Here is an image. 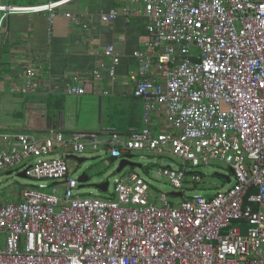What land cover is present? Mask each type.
<instances>
[{
    "label": "built area",
    "instance_id": "built-area-1",
    "mask_svg": "<svg viewBox=\"0 0 264 264\" xmlns=\"http://www.w3.org/2000/svg\"><path fill=\"white\" fill-rule=\"evenodd\" d=\"M69 1L0 10L54 12ZM134 2L150 20L149 52H134L139 68L130 74L134 96L144 101L145 127L127 139L59 127L44 139L0 133V171L22 165L26 178L39 183L20 199L0 196V264H264V0ZM118 14H102L101 21ZM114 49L105 50L113 59L111 78L119 63ZM26 76L29 92L36 87L33 63ZM82 80L68 77L66 93L84 95ZM162 108L170 130L155 135L150 114ZM101 144L112 157L169 151L183 160L157 170L181 201L153 192L151 181L134 171L114 178L113 197L83 196L68 156ZM212 159L233 170L230 187L189 192L188 168ZM190 175L203 180L197 171ZM46 180L64 183L63 194L47 191Z\"/></svg>",
    "mask_w": 264,
    "mask_h": 264
},
{
    "label": "crops",
    "instance_id": "crops-1",
    "mask_svg": "<svg viewBox=\"0 0 264 264\" xmlns=\"http://www.w3.org/2000/svg\"><path fill=\"white\" fill-rule=\"evenodd\" d=\"M56 1L60 0H0V5L35 6ZM125 8L130 12H124ZM112 10L119 12L118 17L107 23L101 21L102 14ZM66 13L78 18L80 23L67 18ZM144 14L143 8L134 0H71L54 12L13 13L0 10V18L5 17L0 25V133H25L44 139L50 129L59 127L66 133L94 132L101 138L117 132L127 139L130 133L142 130L145 127L144 101L134 96L135 86L130 74L138 72L139 68L134 52H149L146 43L150 20ZM108 46H114L115 56L119 58L113 78L108 74L113 66L112 57L105 53ZM30 63L37 70L36 87L24 92L26 69ZM97 71L102 74L99 80L94 78ZM72 75L82 77L86 90L84 95L66 93L65 84ZM153 76L156 78L157 74L153 72ZM166 115L163 108L150 114V126L155 135L170 130ZM99 147L109 153L108 163H111L109 149L104 144ZM135 152L124 157H131L133 161ZM142 155L140 157L143 158ZM154 156L161 160L164 158V155ZM68 158L78 160V163L72 162L71 168V172L75 169L76 174L80 159L85 157L70 154ZM116 158L115 163L119 167L123 157ZM138 164L135 167H144L147 173L151 171L149 164ZM163 164L166 165L164 161ZM21 167H15L18 174L22 172ZM125 168L115 172L124 175L129 172ZM228 182L231 185V176ZM33 183L1 196L6 200L20 199L22 190L33 187ZM194 184L198 183L187 180L186 189L192 192ZM109 187L110 183L97 190L108 192ZM113 196L114 189L107 197Z\"/></svg>",
    "mask_w": 264,
    "mask_h": 264
},
{
    "label": "rangeland",
    "instance_id": "rangeland-1",
    "mask_svg": "<svg viewBox=\"0 0 264 264\" xmlns=\"http://www.w3.org/2000/svg\"><path fill=\"white\" fill-rule=\"evenodd\" d=\"M145 154L143 158L140 157V154ZM136 156L133 158L134 162H138L143 164L144 166L149 164L151 166V171L146 172L145 168H130L126 167L125 171L133 170L140 175H142L148 181H151L153 186V192L158 194H166L168 198L172 202H179L181 201L182 197H175L172 195L171 192L175 191L173 185L171 184L170 180L163 175H158L157 170L160 166L163 165V161L165 164H169L173 162V167H177L178 165H183L184 161L180 158H177L175 155L166 151L164 154L163 160L155 157L157 155L154 152H138L134 153ZM79 157H85L87 160L81 163L78 167V173L86 172L92 175V181L101 182L109 180L110 187L108 192H99L97 189L89 186H84L80 188V184L78 185L77 191L81 193L83 196H94L98 195L101 197H107L114 189V178L119 175L115 171L118 167V163H108L109 160V153L106 152L105 149L99 147L98 149H93L88 147L85 152L77 154ZM76 155V156H77ZM72 162H77V159H68V164L70 168H72ZM159 164H158V163ZM19 168V167H17ZM17 168H6L5 170L0 172V196L4 193H10L12 190L18 191L24 184L33 183L34 181L28 178L18 177V172L15 171ZM10 170H14L11 174H7ZM21 170V169H20ZM192 171H197L202 173L203 180L202 182H195L198 184H194L193 186V194L202 193V194H214L219 191L221 188L227 189L230 187V183L226 178H224L221 174H230L233 180V173H231L230 166L221 159H212L210 160L208 165H202L199 168H188V180L191 181L190 173ZM75 174V169L72 170ZM78 173L76 176L78 177ZM56 181L53 180H46L44 183L47 184V191H52L54 187H57L59 195H62L65 189L64 183H55ZM33 184L38 185L39 183L34 182ZM2 197V196H1Z\"/></svg>",
    "mask_w": 264,
    "mask_h": 264
},
{
    "label": "water",
    "instance_id": "water-1",
    "mask_svg": "<svg viewBox=\"0 0 264 264\" xmlns=\"http://www.w3.org/2000/svg\"><path fill=\"white\" fill-rule=\"evenodd\" d=\"M80 164L85 162L87 160V158L85 159H80ZM117 160L116 157H112V161L111 163H115ZM119 167L117 169V173L121 172L122 169L124 167H127V166H132V167H135V166H138L140 164L136 163V162H133L131 160V157H123L120 162H119ZM79 167V166H78ZM78 171V168L76 169V173ZM231 173H233V170L231 169ZM79 174V173H78ZM224 178L228 179V181H230V176L229 174H221ZM24 177L26 178L25 176V172L22 171L20 174H18V177ZM92 175L86 173V172H82L78 175V182L80 184V188L84 187V186H89V187H93L95 189H103L104 187L108 186V181L104 182V183H101V182H95V181H92ZM172 195H175V196H181V192L179 191H172L171 192Z\"/></svg>",
    "mask_w": 264,
    "mask_h": 264
}]
</instances>
